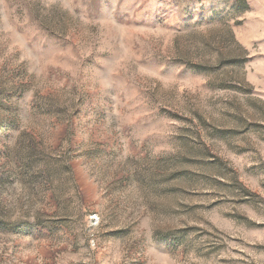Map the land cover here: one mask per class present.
<instances>
[{
	"label": "rangeland",
	"instance_id": "1",
	"mask_svg": "<svg viewBox=\"0 0 264 264\" xmlns=\"http://www.w3.org/2000/svg\"><path fill=\"white\" fill-rule=\"evenodd\" d=\"M0 264H264V0H0Z\"/></svg>",
	"mask_w": 264,
	"mask_h": 264
}]
</instances>
